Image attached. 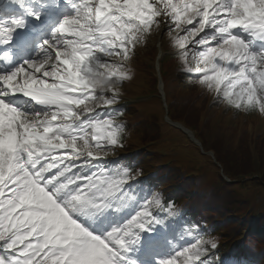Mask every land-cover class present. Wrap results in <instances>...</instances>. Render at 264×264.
<instances>
[{"label": "snow or ice", "instance_id": "1", "mask_svg": "<svg viewBox=\"0 0 264 264\" xmlns=\"http://www.w3.org/2000/svg\"><path fill=\"white\" fill-rule=\"evenodd\" d=\"M154 30L194 83L264 117V0H0V264H212L216 241L170 236L174 205L109 159Z\"/></svg>", "mask_w": 264, "mask_h": 264}, {"label": "trees", "instance_id": "2", "mask_svg": "<svg viewBox=\"0 0 264 264\" xmlns=\"http://www.w3.org/2000/svg\"><path fill=\"white\" fill-rule=\"evenodd\" d=\"M166 38L165 34L164 39ZM165 49L174 50L169 41L165 44ZM155 54L154 51L147 54L150 63ZM149 62H144L141 56L136 57L137 67L146 69L132 68L135 78L139 80L132 89L139 91L140 95H158V79L155 68ZM160 63L164 80L169 79L165 83L168 116L172 121L183 123L195 131L203 147L197 146L182 131L165 121L167 110L161 99L156 97L154 104L117 107L123 112L120 120L125 128V136L124 146L116 154V160L139 173L133 181L134 192L146 195V187L141 185L148 179H153L151 192L159 194L165 202L174 205L176 215L166 219L170 236L179 238L180 233L191 228L205 239H214L217 248L211 250L212 264H220L221 261L225 264H252L242 260L239 252L242 247L250 257L257 259V264H264V207L249 221L243 217L252 198L260 195L261 203H264V130L256 138L238 137L235 146L237 152L228 155V145L233 144L236 129H222V118H216L214 110L231 112L232 118L237 121L239 118L257 119L259 115L238 114L217 100L189 78L176 55L167 54ZM149 104H152L150 108L147 107ZM169 134L181 138L179 151L189 154L183 152L187 156V162L196 159L199 164L209 166L210 173L204 179L211 181L212 176H217L213 184L203 185L201 179L190 176L195 167L164 165L168 154L158 151L148 155L143 151L142 145L149 142L161 144L164 136ZM201 149L205 152L213 151L220 166ZM147 158L152 161L149 162ZM225 176L236 182L230 184ZM186 239L191 237L186 236Z\"/></svg>", "mask_w": 264, "mask_h": 264}, {"label": "rangeland", "instance_id": "3", "mask_svg": "<svg viewBox=\"0 0 264 264\" xmlns=\"http://www.w3.org/2000/svg\"><path fill=\"white\" fill-rule=\"evenodd\" d=\"M164 35H165L164 32L154 30L153 33L147 37L146 42L137 47L135 56L127 65L128 68L130 69V74L132 76V79L130 81L124 82L122 87L120 88V92L124 95V96H121V99L126 100L128 103H132V104H141V103H152V104H154V103H156L155 98H151L147 95H140L141 93L139 91L132 89V87L135 84L139 83V80L137 78H135V72L132 70V68L135 67V70H145L146 69L145 67H140V66L137 67L136 57L141 56V58L143 59L144 62H149V58H148L147 54L150 52L152 53L153 51L157 52V45L159 42L162 41L164 44H166L169 41L168 38L164 39ZM156 55L157 54H155V56ZM154 60H155V57L151 61L152 63L149 62L151 67L156 66V61H154ZM164 81L166 83L169 81V79L165 78ZM152 104L147 105V107L150 108L152 106ZM223 111H224L223 109L214 110L216 118H222V122L220 124L221 128L224 130L225 129L231 130V128L236 129L235 132L233 133L234 134V142L230 146L228 145V151H227L228 155L235 154L237 152V150H236L237 147H235V146H236L238 137L248 136L250 138H256L260 134V132L264 130V117L262 119L259 116H257V119L250 118V119H246V120H241V118H239V120L237 121L236 119L232 118L231 112L223 113ZM173 128H174V126H173ZM176 129L180 130L178 128H176ZM191 131H193V130H191ZM193 132H194L195 137H196L195 131H193ZM182 133H184V132H182ZM142 147H143V151L146 152L148 155L156 154V152H158V151L163 152L165 154H168V156L165 160V164H164L166 166L171 165V164H176V165H180V166L195 167L194 168L195 170L192 172V174H190V176H196L198 179H201L202 180L201 182L203 183V185L213 184L217 180V176H215V175L211 177L212 178L211 181H209V179H204L205 175L207 176L210 173V168L208 165L199 164L196 159H193L191 162H187V156L183 153L186 151H183V152L179 151V149H181V138H179L176 135L169 134V135L164 136V141L161 144H158L157 142H155V143L149 142L145 145H142ZM170 149H172V151H170ZM203 150L204 149H201V151H203ZM166 151L168 153H166ZM209 152H213V151H209ZM209 152H206L204 154L209 155L213 159V161L217 165L220 166V164L216 161L215 155H214V157H212L209 154ZM186 154H188V153L186 152ZM109 159L116 160V157L111 156V157H109ZM147 159L149 162L152 161L151 158H147ZM220 172L223 173L222 170ZM224 178L226 180H228L229 183L231 182L230 184L236 182V181H231L226 176ZM153 181H154L153 179H148L146 183L141 185L142 187H146L145 188L146 189L145 190L146 195L148 192H151V185H152ZM261 201H262V196H260V195H258L256 198L251 199L249 205L247 206V208L243 212L244 219L249 221L252 217H254L258 214L259 210L264 207V203L262 204ZM239 252H240V254H242V260L244 262L249 261L252 264H257V259L255 257H250L247 254V250L244 247L240 248ZM246 257H249V258H246Z\"/></svg>", "mask_w": 264, "mask_h": 264}, {"label": "water", "instance_id": "4", "mask_svg": "<svg viewBox=\"0 0 264 264\" xmlns=\"http://www.w3.org/2000/svg\"><path fill=\"white\" fill-rule=\"evenodd\" d=\"M156 68H157V72H160V65H159V63L157 62V65H156ZM161 83V82H160ZM159 90H160V92H161V94H162V87H161V84H159ZM163 103H164V107L166 108V109H168V105H167V103H166V100L163 98ZM165 120L169 123V124H171V125H173V126H175L176 128H179V129H181V130H183L184 131V133L196 144V145H198L199 147H202V144H201V142L195 137V134H194V132L193 131H191V130H189V129H187V128H185L182 124H180V123H176V122H173L169 117H168V115H166L165 116ZM205 153V152H204ZM209 154L212 156V157H214V153L213 152H209Z\"/></svg>", "mask_w": 264, "mask_h": 264}]
</instances>
